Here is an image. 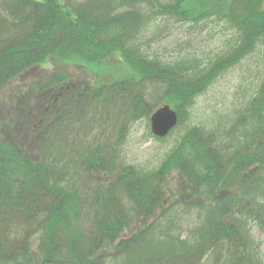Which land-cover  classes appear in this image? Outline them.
<instances>
[{
    "label": "trees",
    "instance_id": "obj_1",
    "mask_svg": "<svg viewBox=\"0 0 264 264\" xmlns=\"http://www.w3.org/2000/svg\"><path fill=\"white\" fill-rule=\"evenodd\" d=\"M186 1L174 0L162 9L195 22L219 16L235 34V45L226 55L194 71L142 52L136 38L147 19L137 9L119 11L112 2L98 1H82L75 7L59 0L0 4V91L50 56L87 64L120 57L134 73L109 84L65 87L59 76L41 84L42 91H62L64 100L57 109H49L48 137L37 136L39 156L26 167L19 166L17 152L0 139V264H255L252 240L240 223L230 226L226 218L243 208L264 228V85L248 107L251 128L246 125L238 136L217 138L212 130L193 126L171 157L194 190L204 187L209 196L233 190L237 177L251 167L239 188L252 197L253 205H242L232 193L198 205L205 210L204 217L183 236L162 229L157 215L165 192L162 173L169 162L151 173L122 166L105 194H93L95 211L83 231L72 235L56 228L48 233L60 217L80 215L78 206L84 200L78 189L63 183L72 158L56 146L59 138L68 136V127L84 125L89 111L96 112L99 106L107 119H118L119 142L130 122L149 118L162 104L176 110L180 123L195 98L264 38V0H213L214 8L198 13L189 10ZM107 151L105 145L87 144L75 164L88 173H112L117 164ZM64 158L68 160L60 167ZM133 224L137 227L127 235ZM38 232H45L44 239L33 252L32 237Z\"/></svg>",
    "mask_w": 264,
    "mask_h": 264
},
{
    "label": "rangeland",
    "instance_id": "obj_2",
    "mask_svg": "<svg viewBox=\"0 0 264 264\" xmlns=\"http://www.w3.org/2000/svg\"><path fill=\"white\" fill-rule=\"evenodd\" d=\"M5 1L0 0V4ZM82 1L112 2L118 6L119 11L137 9L143 14V19H147L136 38L142 52L149 58L167 64L180 63L184 69L194 71L197 68H206L226 55L235 45L233 29L219 16L195 22L181 20L165 13L162 8L174 0H59L68 7H75ZM215 5L213 0L186 1V7L196 13L214 8ZM54 76L64 78L65 87H83V84H109L133 77L134 73L120 57L112 58L103 64H87L76 59L61 60L56 56H50L43 63L34 65L13 78L0 91V139L17 152L20 167H26L31 160L38 158L40 147L35 139L43 135L48 137L46 131L52 117L47 113L53 106L57 109L64 100L62 91L56 88L52 91L41 90V84ZM263 85L264 38L251 53L218 75L195 98L187 117H183L180 123L177 113L176 126L164 137H157L151 132L150 117H141L129 123L124 139L119 142L118 119H107L101 106L96 112L90 108L85 124H71L66 131L68 136L62 132L65 136L61 140L58 139L56 146V149H62L68 158L69 155L72 158L65 173L68 178L63 183L78 189L81 196L84 195V200L82 199L78 206L81 214L77 213L76 217L70 214L60 217L51 224L48 233L56 228H65L72 235L83 231L95 211L93 194L96 191L105 194L106 188L111 180L117 177L122 166L151 173L169 162L170 165L166 164L162 173L165 192L162 207L157 211V215L161 216L162 229H169L183 236L198 227L204 217L205 210L198 205L227 198L230 193L237 196L236 199L239 198L242 205H253L252 197L244 195L243 189L239 188L251 167L237 177V185L233 186V190H218L215 195L209 196L204 187L194 190L188 176L183 177L180 174L179 167L172 163L171 157L178 149L181 137L193 126L212 130L217 138H228L234 133L238 136L246 125L248 129L251 128L248 107ZM113 110L115 114L119 112V101ZM112 115L114 118V114ZM87 144L105 145L107 152L115 156L117 170L112 173L110 171L88 173L79 168L75 160L77 163L79 152ZM187 158L188 163L190 158ZM67 160L64 158L58 165L62 167ZM231 214L226 221L230 226L241 224L253 242L256 254L254 263L264 264L262 224L257 219L247 216L243 208L239 211L235 209ZM136 227L137 224L131 225L126 234H130V230L133 231ZM44 234L45 232H38L33 235V252L44 239Z\"/></svg>",
    "mask_w": 264,
    "mask_h": 264
},
{
    "label": "water",
    "instance_id": "obj_3",
    "mask_svg": "<svg viewBox=\"0 0 264 264\" xmlns=\"http://www.w3.org/2000/svg\"><path fill=\"white\" fill-rule=\"evenodd\" d=\"M177 120V112L169 104H163L150 116L151 132L157 137H164L176 126Z\"/></svg>",
    "mask_w": 264,
    "mask_h": 264
}]
</instances>
